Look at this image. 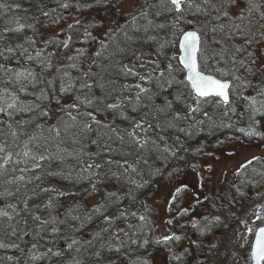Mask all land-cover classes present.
Wrapping results in <instances>:
<instances>
[{
	"label": "trees",
	"instance_id": "16d2710c",
	"mask_svg": "<svg viewBox=\"0 0 264 264\" xmlns=\"http://www.w3.org/2000/svg\"><path fill=\"white\" fill-rule=\"evenodd\" d=\"M125 1L89 0L83 3L81 0H0V3L12 6L8 12L0 10V31L6 26L18 28L19 25H24L19 31L7 33V39L0 40V51H3L5 47L14 49L11 53L5 52L7 60L0 57V64L10 69L7 73L0 69V90L4 88L10 91L15 90L13 83H5L14 79L15 72L30 68L34 73H40L42 60L45 63L50 60L52 64L51 70L45 69L41 73L43 82H37L35 87L29 86L28 95L20 94L21 99L29 104L35 103L37 107L30 113L16 114L15 119H31L33 123L27 126L28 131H32L37 123L47 128L57 123V118L63 114L60 110L76 102L77 96L81 100L85 97L90 98L93 104L91 106L78 104L79 111L94 112L96 120L100 121V126L88 121L92 123V129L79 137L80 142L76 144L66 141L62 147L78 150L86 161L102 165L100 169L93 170L99 173L97 176L87 172L79 173L75 167L76 162L71 157L62 164L53 163L51 165L53 170L66 168L71 171V179H64L62 176H45L42 181L35 182L40 187H55L58 192L43 193L36 188L37 195L29 201V208L42 220L54 219L56 223L45 226L46 230H41L38 223H34L30 216L21 212L14 221H11L18 227L17 235L12 236L11 229H7L6 232L0 230V241L6 244H18L19 249L23 251L15 248L0 249V264H44L43 261H32L30 257L33 253L39 255L47 247H53V241L55 248L63 249L65 243L70 242L72 237L81 241L92 239L97 231L106 227L99 216H93L90 221L83 224L80 220H72L71 216L84 219L94 207L104 204L105 196L109 192L117 193L119 200L113 202L106 214L113 215L118 214V211H124L127 216L116 220L112 229L103 233L104 241L112 250L103 251L104 259L100 261L93 259L90 264H138L140 262L147 264L152 256L162 251L160 247L163 246L165 237H168V234L164 236V233L160 232L161 227L159 228L162 218L158 206L165 201V191L177 189L182 179L199 171L202 164L209 158V161H215L220 154L230 148L249 151L250 146L255 148L256 143V145L264 143V117L258 115L256 119L260 123L253 124L248 102L243 99L244 96L257 95L250 87L236 90L231 88V103L226 106L218 98H206L209 103L203 105V110L212 116L214 123H208L206 118L196 113L195 120L181 119L176 123L175 128L161 130L155 127V124L162 123L165 118L171 119L174 112L178 111L182 116L188 115L185 112L186 105L195 107L190 98V95L194 96V93L179 63L177 49L182 35L181 29L189 31L192 30V26L183 24L175 30L165 28L150 30L148 33L137 32L131 26V17L133 15L139 17L145 0H137V9L129 14L121 9ZM147 2L151 4L156 0H147ZM64 3L69 4V7H61ZM244 7L243 0H238L235 6L227 10L232 17H236ZM151 11L153 10H149L150 18L157 22H166L172 18L171 16L154 17L151 16ZM186 18L203 19V17L192 16ZM207 19L211 20V16ZM78 20L79 23H77ZM219 22L227 23V20L222 19ZM236 22L239 23V21ZM144 23L146 21L142 18L137 21V25ZM211 23L214 25L218 22L211 20ZM121 29L126 30L132 39L129 40ZM222 35L217 34V38H221ZM147 36H156L157 40H148ZM211 36V33L205 35L202 31L200 46L202 49L209 46ZM245 39L244 36L236 33L231 40L225 39L222 45H212L213 48L224 47L228 51L220 58L218 65L210 61L209 66L205 67L202 63L201 70L208 73L216 66L231 67V64H225V61L231 60L235 47L246 49L237 54L238 60L242 58L247 61L249 55H253L256 59V67L264 64V38L256 35L255 39L258 42L251 45H246ZM64 41L68 43L67 48L63 47ZM164 41H170V43H164V47L161 48L160 43ZM102 44L107 47H102ZM17 45H23L27 53L21 55L22 50ZM37 52L41 53L40 57H36ZM98 52L100 55H97ZM53 53L54 55H50ZM27 55L35 59L28 60ZM152 61L155 63H151ZM131 63L134 65L133 71L145 77L144 81H141L139 76L125 75L121 71L122 66L128 67ZM169 63L172 64V75L183 83L173 84L172 87L167 85L161 87L163 83V79L159 77L161 71L165 72L164 79H171L167 71ZM72 64L76 67H69ZM141 64H143L142 67ZM57 68L67 72L68 75L64 79L70 78V83L73 85L70 91L59 90L61 81L56 79L60 75L56 71ZM212 74L221 78L219 73L212 72ZM236 74L242 79L246 76L253 85L264 88V77L248 76L243 69ZM224 78L232 79L230 76ZM49 81L52 82L51 87H49ZM83 81L92 85L91 89L82 88ZM235 83L233 81L234 85ZM135 84H140L149 90L148 93H141L139 100L136 99L138 90L132 87ZM41 90L44 92L42 97ZM178 94L181 96L180 100H176ZM257 99L260 98L257 97ZM168 101L172 102V108L167 110L166 117L157 109L166 108ZM216 101L220 103V106H217ZM118 102L122 104L120 110L104 107L105 104ZM41 109L54 115L51 118H45L40 115ZM67 110L77 115L76 110ZM145 113L155 114L158 118L153 119L152 115L145 116ZM77 118L80 119L79 116ZM0 119H8V117L0 115ZM199 120H204V123H197ZM141 121H144L145 131L136 129V133L139 132L137 137L141 141L149 138L155 140L160 149L168 147L169 152L162 154L151 143L145 148H140L137 144L130 142L127 133L133 129L134 122ZM149 123L153 124L152 128L147 127ZM105 125L107 127H104ZM251 127L258 128V132L262 135L249 136L247 132L251 130ZM180 128L187 131L181 132ZM118 136L123 137V140L118 139ZM161 136L163 140L159 139ZM109 160L113 163H106ZM145 160L147 164L144 163ZM117 162L125 166L131 164L137 169L139 175L132 173L131 170L127 174H122L123 170L118 167ZM111 173H116L119 179L110 178ZM128 177L135 183L129 182ZM93 183L96 184L95 191L91 187ZM33 187L35 184L28 185V188L22 189V192L27 191L30 195ZM0 191H3V188H0ZM50 197L52 207L45 210ZM21 198H23L22 195ZM6 202L16 203L17 200L16 197H8L7 201L0 200V209L4 208ZM33 204H38L39 207H33ZM19 208H22V205L18 207V210ZM133 212L136 213L135 216L131 215ZM140 216H144L145 219L141 220ZM24 220L28 221L27 225L23 223ZM181 224L179 222L172 225L168 222L163 227L164 230L170 228V231L174 232L172 235H175L177 228H181L179 227ZM52 226L58 227L59 233L52 234ZM77 228L78 231L75 230ZM21 229L29 234L24 235ZM120 229L124 231L119 232ZM113 230L119 232L118 239L112 234ZM149 240H152L154 245H151ZM168 240L166 246H168L167 251L170 252L172 245ZM33 244L37 245L35 249L32 248ZM97 247H99L98 244ZM116 248H119L118 252L115 251ZM185 255H187L186 252ZM8 257L13 259L9 260ZM176 262L177 260L172 264H177ZM49 264L53 262L50 261Z\"/></svg>",
	"mask_w": 264,
	"mask_h": 264
},
{
	"label": "snow or ice",
	"instance_id": "6c2138e0",
	"mask_svg": "<svg viewBox=\"0 0 264 264\" xmlns=\"http://www.w3.org/2000/svg\"><path fill=\"white\" fill-rule=\"evenodd\" d=\"M237 3L238 0H156L155 3L150 4L145 0L144 8L140 11L139 17L136 15L131 17V26L135 28L137 32L148 33L150 30L165 28L175 30L183 24L192 26V30L189 31H183L181 29L182 39L180 42V48L183 54L179 57V63L187 70L186 79L190 84L191 90L195 94L194 96L190 95V98L193 100L195 107L192 105H186L185 112L188 113V115L182 116L180 112H174L171 119L165 118L162 123L155 124L156 128L161 130H164L165 128H175L176 123L181 119L195 120L196 113H199L202 117L206 118L208 123H214L212 116L207 111L203 110V105L209 103L206 98L219 97L222 99L223 105H229L231 103L229 97L230 88H233V90L246 89L249 87L252 88L257 95L243 97V99L248 102L250 118L252 119L253 124H258L260 121L257 120L256 117L258 115L264 117V88L259 87V85H253L251 81L247 80L246 76L242 79L240 75L236 74L240 69H243L248 76L264 77V64L256 67V59L253 55H249L247 61L242 58L239 60L237 59V54L246 51L245 48H234V54L231 56V60L225 61V64L230 63L231 67L224 68L216 66L207 74L205 71L201 70L202 63L205 67L209 66L210 61L216 65L219 64L220 58H222L228 50L224 47L219 49L213 48L212 45H222L225 39L231 40L233 34L238 33L244 36L246 38V45L258 42L255 39L256 35L264 38V0H243L245 7L240 11L239 15L232 17L227 9L235 6ZM77 6L79 7V5ZM11 7V5L0 3V10L3 12H8ZM16 7H19V5H16ZM61 7L68 8L69 4L64 3ZM149 10H153L151 11V16H171L172 18L166 22H157L150 18ZM213 13H215V15H213ZM44 15H48V13H44ZM187 16L203 17V19H187ZM209 16H211V20L217 21L218 23L213 25L211 20L207 19ZM141 18L146 21V23L137 25L138 19ZM222 19H226L227 23L219 22ZM236 21H239V23ZM77 23H79V20ZM23 27L24 25H19L18 28H9L6 26L0 31V40L7 39V33L19 31L20 28ZM69 27H71V25ZM121 31L129 40L132 39L131 36H128L126 30L121 29ZM202 31L205 35L207 33L212 34L209 46L203 49L200 47L202 42ZM217 34L223 35L218 39ZM146 38L153 41L157 40L156 36H147ZM31 42L34 43V41ZM48 43H53V41H48ZM62 43L64 48L68 47L67 41ZM164 43H170V41L161 42V48L164 47ZM17 47L22 50L21 55L27 53V49H25L23 45H17ZM102 47L107 46L102 44ZM13 51L14 49L12 47H5L3 51H0V57L7 60L8 57L5 56V52L11 53ZM50 55H54V53ZM97 55H100V53L98 52ZM40 56L41 53L37 52L36 57ZM26 59L33 60L35 58L31 55H27ZM69 59L74 58L69 57ZM151 63H155V61H152ZM140 66L142 67L143 64ZM69 67L75 68L76 65L72 64L69 65ZM0 69L5 73L10 71V69L2 64H0ZM45 69H52L50 60L47 63L43 60L41 61L40 73H34L30 68L15 72L13 80L5 81V83L14 84V91H10L8 88L0 90V115L8 117V119H0V188H3V191H0V200L7 201L8 197H16L17 200L16 203L6 202L4 208L0 209V230L6 232L7 229H11L12 236L17 235L18 227L13 225L11 221H14L15 217L20 215L21 212L30 216L34 223H38L41 230H46L45 226L54 225L56 223L54 219L42 220L39 215L33 213L29 208V201L33 200L37 195L36 188H39L43 193L58 192L55 187H40V185L35 182L42 181L45 176H62L64 179H71V171L66 168L53 170L51 167L53 163L62 164L67 158L71 157L75 160V167L78 169L79 173L83 174L87 172L90 175L97 176L99 173L94 172L93 170L102 167L99 163L86 161L80 151L69 150L68 147H62L66 141L78 144L80 142L79 137L92 129V123H89L88 121H92L97 126H100V121L96 120L94 112L89 111L82 113L79 111L78 104L86 106H91L93 104V101L90 98L85 97L84 100H81V98L77 96L75 98L76 102L67 105L66 108L60 110L63 114L57 118V123L48 126L47 128H45L43 124L37 123L32 131H28L27 126L33 123L31 119H15L16 114H27L37 107L35 103L29 104L21 99L20 94L28 95L29 86L35 87L37 82H43L41 73ZM56 71L60 73V75L56 77L57 80L61 81L59 90L61 92L70 91L73 88V85L70 83V78L64 79L68 75L67 72H64L60 68H57ZM121 71L125 75L139 76L141 81L145 80L144 76L139 75L127 66H122ZM167 71L171 79H164V71L159 73V77L163 79V83L160 85L161 87L164 85L172 87L173 84L183 83V81L176 80L172 75L173 68L171 63L167 65ZM212 72L219 73L221 77L230 76L232 79L225 80L222 78H216ZM233 81L236 82L235 85L233 84ZM48 83L49 87H51L52 82L49 81ZM81 87L91 89L92 85L83 81ZM132 87L138 90L136 92L137 100L140 99L141 93H148L149 91L140 84H135ZM43 95L44 92L41 90L40 96L42 97ZM257 97L260 99H257ZM180 99L181 96L178 94L176 100ZM57 103H59V101H57ZM215 103L217 106H220L218 101ZM104 107L112 110H120L122 104L120 102L114 104L108 103L105 104ZM171 108L172 102L168 101L166 108H159L157 111L161 114H165L167 117V110ZM67 109L76 110L77 115H73L72 111H68ZM96 110L98 111L99 109ZM40 115L45 118H51L54 113L41 109ZM148 115H152L153 119L158 118L155 114L145 113V116ZM78 116L80 119L77 118ZM197 123H204V120H199ZM104 127L107 126L105 125ZM147 127L152 128L153 124L149 123ZM136 129H140L141 132H144V121L134 122L133 129L127 133L130 137V142L137 144L140 148H145L151 143L153 147L161 151L162 154L170 151L168 147L160 149L159 145L156 144V141L151 140L150 138L141 141L136 136ZM179 131L186 132L187 130L180 128ZM247 134L249 136L262 135V133L255 132L254 130H249ZM117 138L123 140V137L118 136ZM159 139L163 140L164 138L161 136ZM92 142L96 143V141ZM172 154L175 155V153ZM89 159H91V157H89ZM258 159V157H253L252 160H248L242 167L246 168L248 165L252 164L253 161ZM106 163L112 164L113 161L109 160L106 161ZM144 163L147 164V160H145ZM118 167L123 170L122 174H127L129 173V170H131L132 173L139 175L137 169L131 164L125 166V164L118 163ZM110 178L119 179L116 173H111ZM128 179L129 182L135 183L130 177H128ZM32 184H35V187L31 189L30 195L27 191L22 192V189H27L28 185ZM137 186L142 187L143 185ZM91 187L94 191L96 190L95 183H93ZM176 191L179 192L180 188H177ZM58 194L63 195V193ZM21 195L23 198H21ZM175 198V196L172 197L173 200H175ZM118 200L119 196L117 193L109 192L105 196L104 204L94 207L84 219H81L79 216H71L72 220H80L81 224L90 221L93 216H99L106 227L97 231L92 239L81 241L72 237L70 238V242L65 243L63 249L55 248V242L53 241V247H47L45 251L39 255L33 253L30 259L32 261H43L44 264H49L50 261L53 262V264H90L93 259L97 261L103 260L104 257L102 256V252L105 250H112L104 241L103 233H107L112 229L116 220L127 216V213L124 211H118V214L113 215L106 214L108 208L113 202ZM20 205H22V208H19L18 210ZM33 207L38 208L39 205L33 204ZM51 207L52 199L50 197L48 203L45 205V210H49ZM185 211H187V209H185ZM131 215L135 216L136 213L133 212ZM139 218L141 220L145 219L144 216H140ZM255 218L257 220H264V215L257 214ZM216 219L218 220L219 217ZM23 223L27 225L28 221L24 220ZM169 223H171V221H169ZM128 227L132 226L128 225ZM75 230L78 231L79 229L77 228ZM20 231H22L24 235L29 234L26 230L21 229ZM59 231L58 227H51L52 234H57ZM123 231V229L119 230V232ZM247 231L250 235L253 233L252 228H248ZM119 232L113 230L112 234L118 239ZM124 234L127 235V233ZM165 239H172V237H165ZM175 239H180V237L176 236ZM145 243H147V241H145ZM97 244L99 247H97ZM36 247V244L32 245L33 249ZM9 248L19 249V245L15 243L6 244L0 241V249ZM19 250L23 251L22 249ZM115 251L118 252L119 248H116ZM7 259L12 260L13 257H8ZM250 260L252 264H264V227L257 228L255 232V240L251 246Z\"/></svg>",
	"mask_w": 264,
	"mask_h": 264
},
{
	"label": "rangeland",
	"instance_id": "374dc122",
	"mask_svg": "<svg viewBox=\"0 0 264 264\" xmlns=\"http://www.w3.org/2000/svg\"><path fill=\"white\" fill-rule=\"evenodd\" d=\"M137 7V0H126L121 9L129 14ZM133 66L131 63L128 68ZM251 130L258 132L256 127ZM256 144L249 151L230 148L215 161L209 158L199 171L181 180L179 192L165 191V201L158 208L162 218L160 232L172 237L169 243L174 247L168 253V264L171 256L177 264H252L250 254L255 232L264 225V220L255 218L264 214L261 207L264 206V143ZM253 157L259 159L242 167ZM169 221L172 225L182 223L175 235L170 228L168 233L164 230L163 225ZM248 228L253 230L251 235ZM176 236L180 239H175ZM163 257H158V264Z\"/></svg>",
	"mask_w": 264,
	"mask_h": 264
},
{
	"label": "flooded vegetation",
	"instance_id": "af4514ba",
	"mask_svg": "<svg viewBox=\"0 0 264 264\" xmlns=\"http://www.w3.org/2000/svg\"><path fill=\"white\" fill-rule=\"evenodd\" d=\"M166 229L167 228H165V230ZM190 232H191V229L189 230V234H190ZM166 241L167 240H164L163 246L160 247V249L162 251L159 254H155L154 256H152L151 257V260L147 264H158V262L156 261L158 259V256H164L163 259H162V262L160 264H168V262H169L168 253H170L171 251H173L172 249H174V247L171 249L170 252H168L167 251L168 246H166ZM173 261H174V258H172V256H171V263H169V264H172Z\"/></svg>",
	"mask_w": 264,
	"mask_h": 264
},
{
	"label": "water",
	"instance_id": "95a60500",
	"mask_svg": "<svg viewBox=\"0 0 264 264\" xmlns=\"http://www.w3.org/2000/svg\"><path fill=\"white\" fill-rule=\"evenodd\" d=\"M181 39H182V36H181V38H180V40H179V44H178V51H179V55H178V60H179V57L183 54L182 53V50H181V48H180V42H181ZM181 66H182V68H183V65L182 64H180ZM184 69V68H183ZM184 71H185V73H186V77H187V70L186 69H184ZM187 80V79H186ZM188 82V81H187ZM189 83V82H188ZM190 85V84H189ZM230 90V89H229ZM209 98V97H208ZM219 98V97H218ZM220 100H221V102H222V99L221 98H219ZM223 103V102H222Z\"/></svg>",
	"mask_w": 264,
	"mask_h": 264
},
{
	"label": "bare ground",
	"instance_id": "6f19581e",
	"mask_svg": "<svg viewBox=\"0 0 264 264\" xmlns=\"http://www.w3.org/2000/svg\"><path fill=\"white\" fill-rule=\"evenodd\" d=\"M263 215H264V214H263ZM149 242H150L151 245H154L153 242H152V240H149Z\"/></svg>",
	"mask_w": 264,
	"mask_h": 264
}]
</instances>
